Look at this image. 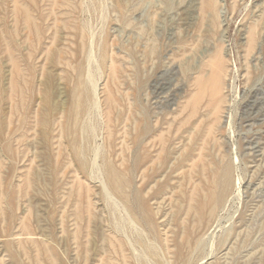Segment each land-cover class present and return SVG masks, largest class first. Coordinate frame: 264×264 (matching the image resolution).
Returning <instances> with one entry per match:
<instances>
[{
  "label": "rangeland",
  "instance_id": "obj_1",
  "mask_svg": "<svg viewBox=\"0 0 264 264\" xmlns=\"http://www.w3.org/2000/svg\"><path fill=\"white\" fill-rule=\"evenodd\" d=\"M216 1L199 24L202 0H0V264H264V0ZM216 49L226 109L209 160L232 167L233 190L182 260L196 220L183 214L186 164L211 117L193 119L162 168L143 173L140 157ZM113 165L130 186L113 188Z\"/></svg>",
  "mask_w": 264,
  "mask_h": 264
},
{
  "label": "bare ground",
  "instance_id": "obj_2",
  "mask_svg": "<svg viewBox=\"0 0 264 264\" xmlns=\"http://www.w3.org/2000/svg\"><path fill=\"white\" fill-rule=\"evenodd\" d=\"M68 1H70V0H63V2H65V3H68ZM55 2H52V5ZM165 2H167V0H165ZM71 5H73V4H71ZM216 6H217L216 0H202V4L200 6V20H199L200 23L199 24H203L206 21L207 17H209L210 15L213 14V12L216 10ZM27 20H28V18H27ZM122 22H124V21H122ZM37 30H38V33L41 31V29H37ZM79 37H81V36H79ZM254 39H255L254 32L251 31L249 41H248V48L249 49L252 48V46L254 44ZM150 48L153 49L154 47H150ZM183 51H184V49H183ZM148 54H149V52H148ZM203 60H205V59H203ZM202 64L203 65L200 66L201 68L197 67L200 69L196 70L197 72L195 71L196 72L195 77L189 81L191 83L190 91L187 93V96H185V99L183 98L184 100L181 102V104L178 105L179 109L177 107L178 111L175 112L176 114L173 112L175 114V115L173 114L174 115L173 117L170 116L171 118H168L166 120L164 118L165 122L162 119L163 123L160 124L161 126L158 125L160 127H158V129L154 133H153L154 129H152V132H151L150 128H149L150 131L148 130V128L145 129V131H147V133L151 132L153 134H152L151 138L148 139L149 141H146L147 143L143 147V150L141 152V157H140V160H141V165H140L141 167L140 168H141V171L143 173L145 172L146 169H148V168L150 169V167L154 168L156 166V169H157L158 166H161V164L163 162L165 163V161L169 159V158L166 159L168 152H169L168 146H170V144L172 142L177 140L178 136H182L181 134H182L183 130H185L184 132L186 133V128L189 125H190L189 129L191 128V125L193 124L192 123L193 119L199 120V118L203 116L202 115L203 113H204V115H208L211 117L210 118L211 120L208 118L209 122L207 121L208 123H206V124L204 123L205 124L204 126H201V123H200V126L202 129L201 130L197 129V131H201V133L199 134L196 131V133H198L197 135H199V136L197 138H195L196 135L192 136L194 138V141H195V139L197 140V143L195 142L196 145H194V142H192L193 145L195 146V148H194L192 154L190 156L188 155V157H190V158H188L189 163H188V165L186 164V166L188 167L186 169H188V170H187V173L185 172L186 176H187V177L186 176L185 177L187 178L186 182L189 183V185L187 184V189H189V188L190 189L188 190V193H186L187 194V196L185 198V201H186L185 205L186 206H185V209H184L185 211L183 214L185 215L184 217H186V218L194 217L196 220H195L193 225H191L187 228V230L182 235V238L179 241V244L177 245L178 246L177 256H178V258H181L182 260H185V258H188V257H186V256H188L187 254H189L188 251H191L192 250L191 247L196 246L197 243L200 244V245L197 244V246H200V249L202 250L201 243H200V241L203 239L202 235L205 232V230L208 228V226L213 223L214 219L217 218V216H216L217 210L219 209V207L221 208L223 206L222 203L224 202V200L226 201L227 194L229 196V193H227V192H228V189L230 188V182H232V181H230L229 177L233 176V175H230V173H231L230 169L232 167H230V169H229L227 167V165L226 166L225 165L217 166L214 162L212 164V162L209 160L210 159L209 155L213 152L214 147L216 146L215 144H214V146L213 145L211 146V144H212V142H215V141H216L215 143L218 142L214 138H216L215 134L217 133L216 131L219 128L218 124L220 122V119H222V114H224L223 112L225 111L224 109H226L225 108L226 107L225 77L228 76V64L226 61L225 54L222 52L221 49H216V50H214V52L210 53V55L207 57V60L205 62H203ZM137 71L139 73V70H137ZM123 77H124V74H123ZM111 83H113V82H111ZM124 85H126V84H124ZM189 86H190V84H189ZM12 88H13V86H12ZM115 88H116V86H115ZM115 103H116V100L113 96L109 95L106 97V107H107V116H108L107 119L110 120V131H109L108 137L110 138L111 141H115L114 128H113V125H111V123H114V121L112 120V117H113L112 114H113V110L115 109ZM84 105H85V102L83 100V106ZM84 109H85V107H84ZM168 116H169V113H168ZM6 120H8V119H6ZM126 120H127V110L124 108L123 111L120 112L119 117L116 118L115 121L119 122L121 125V124L125 123ZM196 120H195V122H196ZM160 121L161 120H159L158 122H160ZM195 122H194V125H197V124H195ZM199 122H200V120H199ZM199 122L197 121L196 123H199ZM150 125H151V123H150ZM156 125H157V123H156ZM194 125H192V126H194ZM153 126H155V125L153 124ZM197 126L196 127L194 126V127L198 128ZM191 130H192V133L194 132V134H196L195 130H193V129H191ZM191 130H189V131H191ZM145 131H144V133H145ZM145 135H146V137L148 136L146 133H145ZM183 135H184V133H183ZM190 135H191V133H190ZM145 140H146V138H145ZM144 143H145V141H144ZM144 143L141 142L140 144H144ZM220 146H218V147H220ZM170 147H171V149L173 148V146H170ZM209 147L211 148V150ZM171 149H169V150L171 151ZM125 150H126V148H123V152ZM209 150L212 152L210 153ZM214 152H215V150H214ZM169 153L171 154V152H169ZM217 155L219 156V154H217ZM211 156H212V154H211ZM220 159H218L219 162L221 160H223V159H221V160ZM218 160L216 163H218ZM185 162H187V161H185ZM121 165H122V167L124 166V168H122V170L126 169L127 164H126L125 156L122 159ZM213 165H216V166L212 167ZM163 166H165V165H163ZM114 167L115 168H112L111 166H109L110 169H107L111 185L112 184L114 185V186L112 185L113 188L115 187L117 190L120 188L123 189L128 185L130 186V184H128L130 182L127 181V177L122 176V175L120 176L118 171H116L120 166L118 168L116 166H114ZM159 168H162V166ZM140 172H139V174H140ZM147 174H146V176H147L146 180H148L147 178H149L148 176H150L149 174L148 175ZM142 175H144V174L141 173L140 178L143 177ZM128 178H130V177H128ZM151 178H152V176L150 177V179ZM144 179H145V176L141 182L146 181ZM232 179H233V177L231 178V180ZM30 182H31V179H28L27 180V186L30 184ZM144 184H145V182H144ZM232 184H233V182H232ZM146 185H147V183H146ZM147 187H149V186H147ZM144 188L145 187L143 185V189ZM149 188H150V190H152L151 186ZM232 188H233V186H231L230 190ZM141 189H142V187H141ZM147 190L148 189H146L145 191L147 192ZM157 190L153 189V192L155 193V191H157ZM125 191H127V189H125ZM119 192H121V191H119ZM146 192H145V194H146ZM153 192H151V193H153ZM145 194H144V198H146ZM156 194H158V193H156ZM142 195H143V193H142ZM148 195H146V196H148ZM150 196H152V195H150ZM227 200H229V199H227ZM226 203H227V201H226ZM226 203L224 202V204H226ZM221 204H222V206H220ZM81 214H82V212L79 213L80 218H82ZM77 235L79 236L80 232H78ZM164 241L166 242V240H164ZM114 247L117 249V251L119 253H123L124 245L121 243V241H119V240L115 241ZM169 249H171V248H169ZM189 249H191V250H189ZM196 249H197V247H196ZM196 249H194V250H196ZM198 250L199 249L196 250V252H198V253L194 254V255H196L194 258H196L198 256V254L201 253V252L199 253ZM193 253H194V251H193ZM189 257H191V256H189ZM192 258H193V256H192ZM190 260H191V258H190ZM52 262L55 263V259L53 257H52Z\"/></svg>",
  "mask_w": 264,
  "mask_h": 264
}]
</instances>
